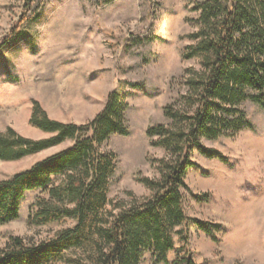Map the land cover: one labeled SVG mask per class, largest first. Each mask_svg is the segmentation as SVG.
<instances>
[{"label": "rangeland", "instance_id": "374dc122", "mask_svg": "<svg viewBox=\"0 0 264 264\" xmlns=\"http://www.w3.org/2000/svg\"><path fill=\"white\" fill-rule=\"evenodd\" d=\"M27 2L0 0V133L13 128L33 140L49 138L51 133L30 123L34 101L52 119L84 125L118 91L128 104V134H113L101 146L117 155L109 207L117 205L114 213H119L146 205L156 191L143 179L160 182V161L171 158L152 144L157 137L147 130L172 125L169 106L193 115L197 105L187 103L188 69L202 64L199 58H184L198 29L193 0H30L26 10ZM239 107L251 126L217 139L201 138L216 156L192 149L194 166L181 188L183 220L171 233L174 247L167 261L157 264H186L189 258L196 264H264V107L250 99ZM74 144L68 139L19 160H0V181ZM62 180L55 176L48 190L27 191L19 217L0 224L4 253L17 237L33 247L74 227L70 218L35 220L38 203L50 199L49 189ZM196 220L213 232L199 229ZM141 264H154L152 251L144 253Z\"/></svg>", "mask_w": 264, "mask_h": 264}, {"label": "trees", "instance_id": "16d2710c", "mask_svg": "<svg viewBox=\"0 0 264 264\" xmlns=\"http://www.w3.org/2000/svg\"><path fill=\"white\" fill-rule=\"evenodd\" d=\"M192 9L198 12V29L191 34L195 43L184 58H199L202 64L199 70L188 69L187 103L197 105L193 115L169 106L172 125L147 130L149 137H157L152 144L165 148L171 157L160 161V182L143 179L156 191L154 199L140 207H123L119 213H114L117 205L110 208L117 155L101 151V146L113 134H128V104L122 93L111 92L103 110L84 125L52 119L34 101L30 123L52 136L33 140L8 128L0 133V160H19L68 139L75 144L0 181V224L19 217L27 191L48 190L58 176L62 184L49 189L52 200L38 203L35 220L47 224L70 218L75 225L51 242L33 247L15 238L9 252L0 249V264H141L146 251H152L154 264L167 261L174 247L171 233L183 220L181 188L194 166L192 149L216 156L201 138L217 139L251 126L239 107L247 99L264 107V0H193ZM195 222L207 234L213 232L204 222ZM184 262L196 264L191 258Z\"/></svg>", "mask_w": 264, "mask_h": 264}]
</instances>
